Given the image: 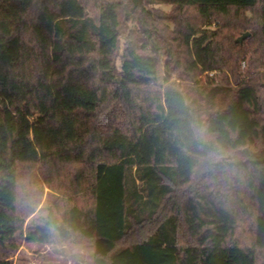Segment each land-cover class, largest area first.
<instances>
[{
  "label": "trees",
  "instance_id": "16d2710c",
  "mask_svg": "<svg viewBox=\"0 0 264 264\" xmlns=\"http://www.w3.org/2000/svg\"><path fill=\"white\" fill-rule=\"evenodd\" d=\"M131 5L0 0V264H264V0Z\"/></svg>",
  "mask_w": 264,
  "mask_h": 264
},
{
  "label": "rangeland",
  "instance_id": "374dc122",
  "mask_svg": "<svg viewBox=\"0 0 264 264\" xmlns=\"http://www.w3.org/2000/svg\"><path fill=\"white\" fill-rule=\"evenodd\" d=\"M240 32L239 36L247 32V36L241 41L251 35L249 30L237 31ZM237 36V37H239ZM249 54L247 55V59ZM247 71L246 59L241 61L240 72L241 76H245ZM215 71H209L207 74L212 75ZM230 78V75H228ZM242 77V78H243ZM253 155V154H252ZM251 155V157H253ZM49 195H44L40 203L24 222L23 233L26 227L34 224L36 220L46 214V208L49 200ZM8 258L12 264H93V248L91 245L85 243H35L20 242L17 249L8 254Z\"/></svg>",
  "mask_w": 264,
  "mask_h": 264
},
{
  "label": "water",
  "instance_id": "95a60500",
  "mask_svg": "<svg viewBox=\"0 0 264 264\" xmlns=\"http://www.w3.org/2000/svg\"><path fill=\"white\" fill-rule=\"evenodd\" d=\"M132 5L130 7V11H132L133 9H135L137 7V5L141 4L143 2V0H130ZM247 32L243 33L241 36L236 38V42H241L246 36H247ZM256 159H259L260 161H264V149H261L256 155H255Z\"/></svg>",
  "mask_w": 264,
  "mask_h": 264
}]
</instances>
